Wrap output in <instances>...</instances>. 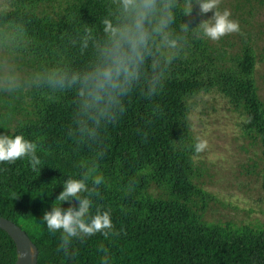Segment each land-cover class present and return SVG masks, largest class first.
<instances>
[{"label":"trees","instance_id":"trees-1","mask_svg":"<svg viewBox=\"0 0 264 264\" xmlns=\"http://www.w3.org/2000/svg\"><path fill=\"white\" fill-rule=\"evenodd\" d=\"M7 3L0 9V47L27 77L0 93V132L36 143L41 165L34 171L27 158L0 162V216L28 233L38 264H103L105 257L108 264H264V227L202 221L215 197L205 182L212 176L195 161L202 151L194 150L199 141L190 119L201 93L226 96L245 115L247 139L259 152L253 166L264 181V0H235L229 10L239 24L223 36L238 39L233 65L215 61L217 47L200 32L198 6L191 16L177 13L173 31L184 23L192 28L181 33L180 56L162 65V89L149 94L153 71L146 65L98 124L83 115L74 87L48 78L90 67L104 39L101 21L116 16L117 0ZM96 175L99 185L91 182ZM69 177L88 178L92 214L110 212L114 227L108 237H75L58 248L59 232L41 218ZM17 258L14 239L0 228V264Z\"/></svg>","mask_w":264,"mask_h":264},{"label":"clouds","instance_id":"clouds-1","mask_svg":"<svg viewBox=\"0 0 264 264\" xmlns=\"http://www.w3.org/2000/svg\"><path fill=\"white\" fill-rule=\"evenodd\" d=\"M116 16H105L102 21L104 39L98 44V55L86 70L70 73H53L50 84L59 88H75L80 108L87 119L99 123L110 117L112 110L121 104L134 83L140 80L142 70L150 64L153 76L148 92L155 94L162 89V65L171 64L182 51V44L192 27L181 25L180 32L173 31L177 13L191 16L194 5L201 14L212 16L198 25L204 37L219 40L228 33L239 31L237 21L230 19L231 13L218 10V0H117ZM163 50V51H162ZM166 53V54H165ZM37 144L22 135L14 136L0 132V162L12 163L18 158H27L34 171L39 170L41 158L37 155ZM205 148V142L194 145L195 152ZM88 178H67L57 195L51 210H45L41 221L52 233L59 232L58 248L67 246L72 238L91 237L97 233L108 237L113 232L111 214L97 210L92 214V189ZM93 185H99L102 177H91ZM87 193V195H85ZM76 202L73 207L72 202ZM68 202L69 207H61ZM103 264H108L103 258Z\"/></svg>","mask_w":264,"mask_h":264},{"label":"rangeland","instance_id":"rangeland-1","mask_svg":"<svg viewBox=\"0 0 264 264\" xmlns=\"http://www.w3.org/2000/svg\"><path fill=\"white\" fill-rule=\"evenodd\" d=\"M234 3L235 0H218V10H230ZM7 5V0H0V9ZM200 16L202 21L212 13H200ZM230 17L234 15L231 13ZM259 21L264 24V16ZM231 37L229 34L230 40L221 37L214 41L216 62L234 64L238 39ZM262 72L264 75V67ZM23 77H27L26 71L0 47V93L21 86ZM193 101L192 134L198 141L205 142V148L195 161L212 176V181L205 182L207 190L215 197L208 208V218L202 221L264 227V181H260L259 171L253 166L259 152L247 139L245 115L217 90L201 93ZM3 112L4 108L0 107V114Z\"/></svg>","mask_w":264,"mask_h":264},{"label":"water","instance_id":"water-1","mask_svg":"<svg viewBox=\"0 0 264 264\" xmlns=\"http://www.w3.org/2000/svg\"><path fill=\"white\" fill-rule=\"evenodd\" d=\"M0 228L6 230L17 245L18 258L15 264H38L39 249L19 224L0 216Z\"/></svg>","mask_w":264,"mask_h":264}]
</instances>
